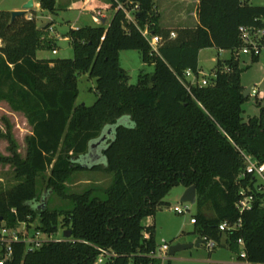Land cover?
<instances>
[{
  "label": "trees",
  "instance_id": "obj_1",
  "mask_svg": "<svg viewBox=\"0 0 264 264\" xmlns=\"http://www.w3.org/2000/svg\"><path fill=\"white\" fill-rule=\"evenodd\" d=\"M37 1L41 9L57 13L56 0ZM135 5L136 25L124 12ZM107 10L108 22L69 28L71 58L37 57L40 49H55L43 36L49 27L40 29L33 16L12 19L10 11L0 10V100L22 111L31 126L25 159L13 156L22 179L0 190V233L22 224L30 230L35 221L32 232L54 235L59 225L71 230L70 237L38 247L13 241L7 257V243L0 241V261L94 264L96 247H102L115 254L104 264H161L150 256L158 244L155 227L144 219L166 204L172 187L195 185L196 236L234 254L242 238L248 264H264L263 194L241 213L235 205L240 190L253 187L252 176H242L241 151L264 162V106L244 120L249 95L243 96L241 73L248 66L241 68L236 54L243 45L240 26L264 30V6L250 0H198L197 25L174 30L160 25L154 0H111ZM138 26L161 37L158 53ZM207 47L229 49L231 55L217 58L207 85L187 89L184 72L200 75L198 54ZM123 49L139 51L153 72H141L137 83H129L119 64ZM257 58L251 55L252 61ZM81 73L96 81L89 106L76 103ZM49 168L46 186L68 200L66 207L50 209L40 198L37 177ZM102 168L113 174L103 196L97 188L70 192L65 186L75 171ZM239 219L241 226L219 230L222 221Z\"/></svg>",
  "mask_w": 264,
  "mask_h": 264
},
{
  "label": "rangeland",
  "instance_id": "obj_2",
  "mask_svg": "<svg viewBox=\"0 0 264 264\" xmlns=\"http://www.w3.org/2000/svg\"><path fill=\"white\" fill-rule=\"evenodd\" d=\"M23 0H0V10L14 11V8H20L24 3ZM61 1L59 0L60 4ZM104 1V0H99ZM172 0H157V7L162 14V19L165 18L164 7ZM104 3V2H103ZM252 5L264 6V0H250ZM34 11H31L40 27L48 20H51L44 28L49 27L43 36L53 42V47L56 49L52 53L50 47L38 50L37 57L39 58H71L73 57L72 45L69 42L67 31L69 28H75L85 24L99 25L104 23L100 18L93 20L89 12H81L77 9L60 10L57 14H52L47 10L35 6ZM176 9H174L175 12ZM107 16L111 12L107 9ZM102 12L103 14H106ZM173 12V11H171ZM168 13V12H167ZM170 14V13H168ZM26 16V15H25ZM106 16V15H105ZM106 19V22H108ZM79 21V22H77ZM162 22V21H161ZM164 24V23H162ZM3 43L0 40V46ZM229 49H217L215 47L203 48L199 53L198 64L202 75H208L215 69L217 58L226 59L230 57ZM239 66L245 68L241 73V84L246 89L248 87H257V96L250 95L243 104V118L246 120L249 116L259 114L260 106H264V44L261 47L258 58L255 61L251 60L250 53L239 51L238 54ZM119 64L129 76L128 82L137 83L138 75L141 72H153V64L144 63L139 51L135 49H123L119 52ZM188 80V79H187ZM95 78L89 77L88 73H81L77 79L78 96L76 103H82L87 106L91 105L95 98ZM259 103V104H258ZM120 122L122 119L119 120ZM31 134V126L24 113L20 110L13 109L7 100H0V190L7 189L15 185L22 178L17 176L16 166L13 163V156L16 154L21 160L25 159L27 154V137ZM99 162L104 161L101 150L98 149ZM50 174V168L43 174L37 177V188L40 192V198H44L48 208L59 209L68 205V200L60 197L56 193H52L46 186V179ZM113 181V174L105 169L98 170H78L70 174L65 181V186L70 192H81L88 188H97V194L103 196V191L108 188ZM185 190L183 185H177L171 188L168 194L164 197L166 204L162 205L154 215L155 236L158 248L155 252L161 264H210L211 261H231L235 260L236 254L231 252L226 247H216L209 250L205 243L200 246H193L177 252L174 255L164 254L160 246L165 241L169 246L176 242L194 243L196 234L194 233L195 225L191 222L197 213V206L189 202H181L180 197ZM175 206L185 209L181 213L173 210ZM153 220V218L151 219ZM146 223V219H144ZM37 221L30 224V230H27L26 225L19 228V232L26 233V238L29 239L34 232V226ZM65 230V229H64ZM11 233H9L8 238ZM54 237L63 236V228L59 225ZM26 247L28 245L26 244Z\"/></svg>",
  "mask_w": 264,
  "mask_h": 264
},
{
  "label": "built area",
  "instance_id": "obj_3",
  "mask_svg": "<svg viewBox=\"0 0 264 264\" xmlns=\"http://www.w3.org/2000/svg\"><path fill=\"white\" fill-rule=\"evenodd\" d=\"M137 5L134 6V9L132 10H126L124 9L125 16L128 19V21L134 23L136 25V18L134 12L137 10ZM97 18H101V15L99 12L95 15ZM77 28V27H75ZM139 31L144 36V38L148 41L152 52L158 53V48L161 45V37L157 34H153L150 32V30L147 27L140 28L138 26ZM175 32H170V37H175ZM239 36L241 40L243 41V45L236 53L239 54V51H243L244 53H250L251 55H259V52L261 50L262 45L264 44V39L262 38L264 36V30L258 29L254 27L249 26H240L239 27ZM56 49L52 50V53H55ZM235 54V55H236ZM184 76L186 79L185 86H187V89L190 88L191 85L199 84V85H207L208 84V78L206 75H202L200 78L197 76L192 70L186 69L184 72ZM188 79V80H187ZM258 89L257 87H250L249 90V96H257ZM241 155L244 160V171L243 175L250 174L253 178V187L250 189V191H246L245 189H241L239 194L240 198L235 203L236 208L241 213L245 209L251 208L253 203L255 202L256 194H263L262 198V204L264 205V162H259L257 159H255L250 154H247L243 151H241ZM188 208L185 207V209H181L178 206H175L173 208L174 211L181 213L184 210H187ZM191 222H195V219L192 218ZM23 228L25 224H22ZM241 226V219H239L236 223H230L228 221H222L219 224V230L220 231H228L231 229H235L237 227ZM64 231V230H63ZM9 233H11L10 237ZM29 239L26 238V233L23 234L19 230H12L7 228H2L0 233V241L7 243V253L6 257L11 254V246L10 243L13 241H23L25 242L28 247H38L42 245L44 242L53 240V241H61L63 239H66L67 237H54L52 234H43L40 231H35L32 235H30ZM148 235L145 234V237ZM206 244V247L209 250L214 249L218 243L213 239H208L204 241ZM237 243L239 245V251L236 254V262L235 264H248V262L245 260V249H244V241L242 238L237 239ZM99 251L98 256L96 258V261L94 264H104L107 260H109L112 256L115 254L105 248L102 247H96ZM161 251L168 255V249L169 245L164 241L160 246ZM238 255V257H237ZM150 256L156 257L155 253H151ZM242 258V259H239ZM157 258V257H156ZM3 260L0 261V264H2Z\"/></svg>",
  "mask_w": 264,
  "mask_h": 264
},
{
  "label": "crops",
  "instance_id": "obj_4",
  "mask_svg": "<svg viewBox=\"0 0 264 264\" xmlns=\"http://www.w3.org/2000/svg\"><path fill=\"white\" fill-rule=\"evenodd\" d=\"M24 2H26V0L22 1V3H24ZM33 2H34V7L35 6L40 7V4L37 0H33ZM154 2H155L157 11L160 14L159 22H160V25L162 27L174 30V29L179 28V27H194L197 25V23H198V17H197L198 0H172L171 2L167 3L166 7H164V10L166 11L164 19H162V17H161L162 14L158 10L157 0H154ZM110 4H111V0H104L101 2L99 0H63V1H61V4H60L59 0H56V5L58 8L57 12L62 10V9L63 10L77 9L81 12H89L93 17V20L96 19L95 15L97 12L100 13L101 18L109 19V17L111 15L108 17L107 12H105L103 10L108 9ZM21 8L22 7L14 8L13 10H19ZM174 9H176L175 12H174ZM171 11H173V12H171ZM102 12H105L106 14H103ZM167 12L170 14H168ZM26 16L30 17L31 12L30 11L27 12ZM77 22H79V21H77ZM162 23H164V24H162ZM76 27H78V26H76ZM200 51H199V53H200ZM198 58H199V54H198ZM198 67H199V64H198ZM152 218H153V220H151ZM145 224L149 225V226L153 225L155 227L154 216L147 217ZM197 238L198 237L196 236L195 239H197ZM219 246L225 247L223 245H219ZM219 246H216V247H219ZM235 262H236V258H235V260H231V261H211L210 264H235Z\"/></svg>",
  "mask_w": 264,
  "mask_h": 264
},
{
  "label": "water",
  "instance_id": "obj_5",
  "mask_svg": "<svg viewBox=\"0 0 264 264\" xmlns=\"http://www.w3.org/2000/svg\"><path fill=\"white\" fill-rule=\"evenodd\" d=\"M34 8V2L33 0H26L24 4L22 5V8L19 10H14L11 12L12 19L19 15H26L27 12L30 10H33ZM102 21H104V18H100ZM51 20H48L45 24H42L39 28H44ZM250 87L246 88L243 92V96L246 97L249 94ZM99 143V141L97 142ZM92 147H95L96 144H91ZM181 202H189L191 204L196 203V187L195 185H190L185 187V190L183 191L181 197ZM64 237H70L71 236V230L65 229L63 231ZM202 243H204L203 238H197L194 243H185V242H176L174 244H171L168 249V255H174L177 252H180L184 249L191 248L193 246H200Z\"/></svg>",
  "mask_w": 264,
  "mask_h": 264
}]
</instances>
